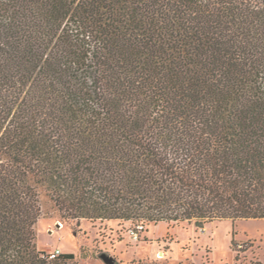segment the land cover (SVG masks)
Instances as JSON below:
<instances>
[{"label":"trees","instance_id":"1","mask_svg":"<svg viewBox=\"0 0 264 264\" xmlns=\"http://www.w3.org/2000/svg\"><path fill=\"white\" fill-rule=\"evenodd\" d=\"M65 221L264 219V0H0V264Z\"/></svg>","mask_w":264,"mask_h":264},{"label":"rangeland","instance_id":"2","mask_svg":"<svg viewBox=\"0 0 264 264\" xmlns=\"http://www.w3.org/2000/svg\"><path fill=\"white\" fill-rule=\"evenodd\" d=\"M39 250L72 253L78 264H264V219L135 225L60 218L41 194Z\"/></svg>","mask_w":264,"mask_h":264},{"label":"built area","instance_id":"3","mask_svg":"<svg viewBox=\"0 0 264 264\" xmlns=\"http://www.w3.org/2000/svg\"><path fill=\"white\" fill-rule=\"evenodd\" d=\"M60 252H61L60 250H56V251L48 254V258L51 260L56 259L61 254Z\"/></svg>","mask_w":264,"mask_h":264},{"label":"water","instance_id":"4","mask_svg":"<svg viewBox=\"0 0 264 264\" xmlns=\"http://www.w3.org/2000/svg\"><path fill=\"white\" fill-rule=\"evenodd\" d=\"M104 260L107 264H113V261L108 259L107 257H104Z\"/></svg>","mask_w":264,"mask_h":264},{"label":"crops","instance_id":"5","mask_svg":"<svg viewBox=\"0 0 264 264\" xmlns=\"http://www.w3.org/2000/svg\"><path fill=\"white\" fill-rule=\"evenodd\" d=\"M56 251V250H55ZM54 252V251H53Z\"/></svg>","mask_w":264,"mask_h":264}]
</instances>
